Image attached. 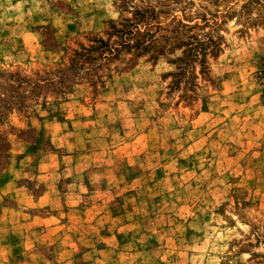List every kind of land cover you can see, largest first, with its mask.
I'll return each instance as SVG.
<instances>
[{
  "label": "rangeland",
  "instance_id": "obj_1",
  "mask_svg": "<svg viewBox=\"0 0 264 264\" xmlns=\"http://www.w3.org/2000/svg\"><path fill=\"white\" fill-rule=\"evenodd\" d=\"M262 63L264 0H0V264H264Z\"/></svg>",
  "mask_w": 264,
  "mask_h": 264
},
{
  "label": "crops",
  "instance_id": "obj_2",
  "mask_svg": "<svg viewBox=\"0 0 264 264\" xmlns=\"http://www.w3.org/2000/svg\"><path fill=\"white\" fill-rule=\"evenodd\" d=\"M107 187L108 188H111L109 185H107ZM107 188V189H108ZM107 192H109V190H107ZM72 193V192H71ZM53 196H54V192L52 191V192H50V191H48L47 193L45 192V194L43 195V196H40V198L39 199H41L42 197H45V198H48V197H50V200L53 198ZM96 207V205L94 204L91 208H95ZM49 215H52V213L50 212V214ZM36 216V215H35ZM49 217H51V216H49ZM49 217H46V218H44L45 220H47V218L49 219ZM102 217V216H101ZM101 217H99L98 219H100ZM50 226V224L49 225H46L45 224V228H43V230L42 231H45L46 232V234H44V238H46V236H47V234L49 233V232H52V230L54 229H51V228H48ZM102 229L104 230V227H102ZM107 231H109V230H107ZM107 238H109V239H112V238H115V236H116V234L114 233H112V234H110L109 235V233L107 234V235H105ZM116 239V238H115ZM102 240H104V239H102ZM113 240V239H112ZM107 245H108V243H107ZM108 249H110V248H108L107 246H105V251L106 250H108ZM99 251H101V252H105V251H103V250H99ZM140 254V253H139ZM96 261H100L99 259H95ZM134 260V259H133ZM133 260H131L130 262H133Z\"/></svg>",
  "mask_w": 264,
  "mask_h": 264
},
{
  "label": "trees",
  "instance_id": "obj_3",
  "mask_svg": "<svg viewBox=\"0 0 264 264\" xmlns=\"http://www.w3.org/2000/svg\"><path fill=\"white\" fill-rule=\"evenodd\" d=\"M258 80L260 84L263 86L262 92H263V100H264V63H262L259 67Z\"/></svg>",
  "mask_w": 264,
  "mask_h": 264
}]
</instances>
